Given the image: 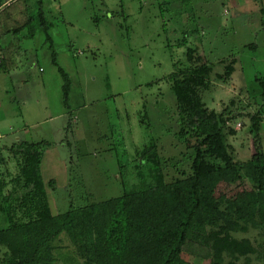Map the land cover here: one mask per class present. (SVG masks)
<instances>
[{
  "label": "rangeland",
  "instance_id": "obj_1",
  "mask_svg": "<svg viewBox=\"0 0 264 264\" xmlns=\"http://www.w3.org/2000/svg\"><path fill=\"white\" fill-rule=\"evenodd\" d=\"M38 1L27 0L30 13L37 12ZM42 1L53 23L49 34L57 61L70 78L69 94L65 97V81L44 30L28 37L27 26L5 36L0 147L50 143L41 169L54 214L153 186L152 168L136 152L152 140L166 164V181L191 172L193 151L178 139L179 114L169 80L180 69L207 65L211 86L202 91L203 100L210 111L229 108L235 119L225 132L233 160H250L255 153L250 116L264 105L256 81L264 77V0ZM188 48L193 51L189 60ZM229 66L233 71L224 80ZM261 127L264 151V119ZM3 155L1 171L10 180L18 172L17 161L8 151ZM234 175L215 176L216 193L243 202L253 188ZM236 236L250 238L257 248L239 264H264L258 230ZM56 246L55 264L82 263L65 233ZM5 251L0 246V262ZM184 257L191 264H210Z\"/></svg>",
  "mask_w": 264,
  "mask_h": 264
},
{
  "label": "trees",
  "instance_id": "obj_2",
  "mask_svg": "<svg viewBox=\"0 0 264 264\" xmlns=\"http://www.w3.org/2000/svg\"><path fill=\"white\" fill-rule=\"evenodd\" d=\"M8 2L0 0V7ZM26 2L16 0L1 12L0 50L7 35L16 36L27 26L28 37L44 30L51 42L54 64L64 78L67 97L71 83L56 58L49 34L53 23L46 17L42 0L34 14ZM26 13L30 15L26 17ZM192 52L188 48V60ZM209 70L203 64L180 69L169 77L179 114L178 139L193 151L191 172L184 177L166 181V164L152 140L136 152L138 159L146 160L152 168L153 186L132 188L82 207L70 205L54 214L41 169L44 147L50 143L20 141L0 147V246L6 249L0 264H55L56 242L63 233L82 259V263L73 260L72 264H191L185 254L210 264H239L242 258L256 254L250 238L236 235L256 229L264 238V105L250 116L255 153L247 162H235L225 132L235 116L229 108L210 111L202 97V91L211 86ZM232 71L229 66L223 79ZM256 81L264 100V77ZM4 151L17 161L18 172L10 180L1 171ZM230 171L235 172V180H247L253 188L243 202L217 196L215 176Z\"/></svg>",
  "mask_w": 264,
  "mask_h": 264
},
{
  "label": "built area",
  "instance_id": "obj_3",
  "mask_svg": "<svg viewBox=\"0 0 264 264\" xmlns=\"http://www.w3.org/2000/svg\"><path fill=\"white\" fill-rule=\"evenodd\" d=\"M2 12V7H0V14ZM0 31H1V22H0ZM3 62V54L1 53V50H0V64Z\"/></svg>",
  "mask_w": 264,
  "mask_h": 264
}]
</instances>
